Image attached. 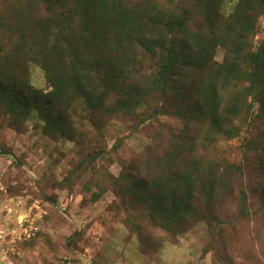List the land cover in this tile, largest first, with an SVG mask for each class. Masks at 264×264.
Here are the masks:
<instances>
[{"label":"rangeland","instance_id":"rangeland-1","mask_svg":"<svg viewBox=\"0 0 264 264\" xmlns=\"http://www.w3.org/2000/svg\"><path fill=\"white\" fill-rule=\"evenodd\" d=\"M54 1L50 12L47 6L33 10L37 16L42 14L39 20L18 24L21 33L12 48L14 65L25 72V87L35 93L37 103L26 117L0 113V244L7 257L13 264H264V195L260 192L264 125L253 119L259 105L251 104L247 84L234 94L232 87L220 93L218 100L220 116L228 122L225 127H237L239 137L222 135L223 141L216 139L210 145L203 133L194 154L199 156L196 164L192 159L185 165L197 102L193 76L178 72L174 88L163 94L155 83L154 61L127 34L122 42L112 44V56L121 54L118 65L134 66L121 74L120 88L112 90L104 75L97 74L88 99L79 98L71 87L56 95L57 105L48 104L47 96L54 89L45 67L53 73L62 70V57L68 53L63 39L70 29L95 25L96 33L105 39L110 25H120V7L136 22L152 9L171 15L192 9L193 22L202 28L207 18H213L206 4L198 0ZM237 3L221 0L222 14L230 17ZM252 44L255 52L264 53V16ZM225 56L226 50L218 47L215 61L223 63ZM244 69L241 63L236 72ZM246 98L248 110L252 105L249 111L242 109ZM158 107L167 108L171 115L144 121ZM233 107L239 114L229 113ZM245 138L255 141L253 153L239 150ZM159 160L161 165L154 169ZM225 169L230 178L223 179L217 197L196 194L192 213L173 219L155 208L159 205L150 196L159 191L166 175L183 171L209 180ZM143 180L146 188L139 184ZM172 186L178 190L175 182ZM194 188L200 191L197 185ZM243 191L253 198L247 218L238 212ZM25 216L36 223L38 234L30 241L13 243L12 233Z\"/></svg>","mask_w":264,"mask_h":264},{"label":"trees","instance_id":"trees-1","mask_svg":"<svg viewBox=\"0 0 264 264\" xmlns=\"http://www.w3.org/2000/svg\"><path fill=\"white\" fill-rule=\"evenodd\" d=\"M220 1L198 0L200 4H206L209 15L213 17L207 18V28L196 26L193 22L194 17L190 16L192 11L194 12L192 9L191 12H187L183 8L177 15H171L161 9H152L148 15L136 22L134 17L126 16L125 10L120 7L117 12L120 25H110L108 30H105V39L99 37L100 32L96 33L95 25L91 29L84 28L77 31L70 29L68 31L70 35L66 34L63 39L68 45V53L62 57V70L53 73L48 66L45 67L47 79L54 89V92L47 96L48 104L55 101L56 95L71 87L75 88L80 95L79 98L88 99L91 96L90 83L97 74L104 75L106 85L112 87V90H117L115 86L120 88L121 74L134 66L133 63L128 64L127 68L125 65H118L121 54L114 53L112 56L114 52L112 44L115 41L122 42L127 34L129 39L136 43L138 50L151 62L154 61L155 83L161 86L163 94L174 88L172 83L178 72L183 74L184 71L186 76H193L191 82L197 95V102L194 104V124L190 127L194 132L190 137L193 139L191 142L188 141L191 149L190 158L185 165L192 159L193 164L199 162V156L194 154H197L200 148L198 139L202 138L203 133L205 141L210 145L222 135L230 138L238 136L237 127L233 129L225 127L228 122L220 116L221 108L218 105L220 93L227 92L231 87V92L234 94L239 90V86L248 85L245 88L246 95L252 98L251 104L255 102L259 105V114L253 119L259 120L260 124L264 125V53L255 52L252 44V40L256 38L258 22L264 16V0H238L234 12L228 18L221 12ZM54 2V0H0V113L15 118L26 117L37 103L35 93L25 87V72L17 71L14 65L12 48L21 33L18 24L27 20H39V15L42 14L38 13L37 16L33 10H44L43 8L47 6L50 12ZM101 3L106 4V2ZM126 28L129 29L128 32ZM207 29L211 32H205ZM218 47L226 50L223 63L215 61ZM48 63L49 66L53 65L50 61ZM241 63L245 64L244 71L236 72ZM248 98L242 106L244 111H249L252 107L251 104L249 110L246 107ZM235 100L237 101V98ZM54 103L57 105V101ZM124 107H126L125 103ZM167 110L165 107L162 109L158 107L150 116L144 117V121L169 114ZM229 113L239 114L235 107ZM207 128L209 130L204 132ZM221 141L223 139L219 140ZM244 142L239 150L253 153L255 144L253 138H245ZM187 143L184 144L187 146ZM159 162L155 163L154 169L161 165L162 160ZM212 166L210 164L208 167L213 168ZM228 170L222 172L219 170L215 175L211 173L213 178L209 180L193 178V174H186L187 172L183 171L166 175L167 178L160 185L159 191L150 194V197L159 205L155 206L156 209L167 216L172 215L173 219H180L195 211L196 194L217 197L220 192L219 187L224 185L223 179L230 178ZM239 175L243 176L242 169ZM144 182L145 180L139 182L140 186H143ZM174 182L178 190L172 186ZM196 185L200 187L198 193L194 188ZM260 192L264 195V185H261ZM248 196L246 191H243L242 204L238 209L241 218L250 217L251 214L249 211L253 198ZM169 201L170 207L165 205ZM162 227L168 229L165 224Z\"/></svg>","mask_w":264,"mask_h":264},{"label":"built area","instance_id":"built-area-1","mask_svg":"<svg viewBox=\"0 0 264 264\" xmlns=\"http://www.w3.org/2000/svg\"><path fill=\"white\" fill-rule=\"evenodd\" d=\"M27 218L28 216H25V220H23L24 218H22L19 221L20 228L18 230H14V232L12 233L14 237L13 243L30 241L37 236L38 227L36 226V223L31 222L30 219L26 220ZM12 262L13 261L7 257V253L1 248L0 244V263L13 264Z\"/></svg>","mask_w":264,"mask_h":264}]
</instances>
